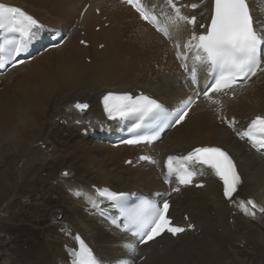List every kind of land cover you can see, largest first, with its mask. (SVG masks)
<instances>
[{"label": "bare ground", "instance_id": "bare-ground-1", "mask_svg": "<svg viewBox=\"0 0 264 264\" xmlns=\"http://www.w3.org/2000/svg\"><path fill=\"white\" fill-rule=\"evenodd\" d=\"M118 1H92L62 46L0 79V264H68L69 253L76 249V234L104 264H130L141 255L146 256L141 264H264V213L257 211L252 218L229 203L211 174L197 175L195 182L204 183L202 189L184 187L170 196L175 223L183 224L182 216L187 215L195 230L174 239L162 236L137 249L139 257L124 247L134 240L95 215L93 207L104 203L96 194L101 187L117 193L161 191L165 157L186 155L199 146H218L228 152L241 177L237 201L252 199L264 207V158L241 140L251 120L264 113V74L234 90L237 96L223 98L220 106L201 99L187 120L150 150L113 148L80 134L102 120L99 99L106 92L142 90L169 108L195 93L182 85L173 47ZM164 1L146 0L161 25L171 29L172 43L184 44L193 32L205 31H199L198 24L210 17L212 0H204L196 12L189 13L197 17L192 32L187 25H170L174 14ZM0 2L23 9L45 25L44 36L69 31L88 3ZM248 3L257 26H264V0ZM95 8L100 17L94 15ZM102 17L109 27L96 33L93 29L104 25ZM121 19L127 20L125 26ZM81 32L86 40L79 38ZM80 40L88 42L87 49L77 46ZM99 44L106 50L98 52ZM141 55L142 64H134ZM133 64L137 70L129 73ZM163 70L169 72L167 76ZM197 70L202 87L204 69L198 65ZM77 102L89 105L86 112L75 111ZM139 153L153 157L155 166L124 167Z\"/></svg>", "mask_w": 264, "mask_h": 264}, {"label": "snow or ice", "instance_id": "snow-or-ice-1", "mask_svg": "<svg viewBox=\"0 0 264 264\" xmlns=\"http://www.w3.org/2000/svg\"><path fill=\"white\" fill-rule=\"evenodd\" d=\"M124 2L134 7L142 20L152 24L157 31L170 38L168 28L161 25L157 15L145 6L143 0H124ZM165 3L175 13V16L170 18L171 20L196 23L195 17L189 19L182 14L178 0H165ZM212 3L210 22L207 25H201L205 31L199 34L193 32L186 43L182 46L177 44L176 55L178 59L183 60L195 49L194 60L196 62L206 63L216 68L215 82L210 88L203 90V95L210 103L221 104L220 100L212 98L211 92L219 93L232 89L238 80H248L251 76H255L256 70L260 69L261 64L264 63V26H257L248 0H212ZM191 7L195 8L197 5L193 4ZM0 30L16 34L14 38L0 41V69H2L9 63L15 67L23 62L17 58L25 53L32 42L45 30V25L21 8L0 2ZM181 67H187V65L182 63ZM189 74L192 83L197 84V67L193 66L189 69ZM194 102L191 97L183 101L182 107L177 112L178 118H175L174 124L169 126L179 125ZM103 103L109 119L113 120L132 116L155 120L167 118L170 115L164 105L143 94L134 97L129 94L108 93L104 95ZM74 107L79 111H84L89 105L77 102ZM140 126L137 124L136 128ZM232 126V123H229V127ZM131 130L135 131V129ZM243 136L247 137L253 147H258V150L264 149V116H257L251 120ZM126 142L133 144L139 141L128 140ZM140 159L152 160L150 156H141ZM167 168L166 183L169 182V177H174L179 185H188L197 175L212 174L222 181L223 196L229 203L236 204L252 218H255L257 211L264 213V207L257 205L252 199L246 202L237 201L236 196L241 185V177L234 158L221 147L199 146L186 155L169 156ZM64 174L67 175V173ZM172 191H179V188H173ZM98 195L115 201L122 199L126 194L100 189ZM248 205H251L250 209ZM122 207L125 209L124 216L127 224L125 230H131L132 235L139 238L138 243H147L165 232L175 236L185 231L182 227L172 225L169 218L170 205L167 199H164L162 203L144 200L135 208H128L126 205ZM76 240L80 244V249L73 253L74 264H101L80 236H77ZM124 247L129 253L135 254L136 247L133 243H126ZM130 264H134V261Z\"/></svg>", "mask_w": 264, "mask_h": 264}, {"label": "rangeland", "instance_id": "rangeland-1", "mask_svg": "<svg viewBox=\"0 0 264 264\" xmlns=\"http://www.w3.org/2000/svg\"><path fill=\"white\" fill-rule=\"evenodd\" d=\"M189 1H190V0H184L182 4H187V5H188V4H191L192 2H191V3H188ZM98 17H100V16H98ZM105 18H106V17H102V18L100 19V21L103 22L104 25H103L102 27H101V26H97V28H100L101 30H99V31H94V32L99 33L100 31L105 30V29H107V28L109 27V25H108L109 23H106V22H105V21H106ZM103 20H104V21H103ZM123 21H124V22H123ZM125 21H127V20L121 19V24L124 25V26L126 25V24H125ZM50 28H53V27H50ZM54 29H55V28H54ZM94 29H95V28H94ZM94 29H93V30H94ZM59 30H60V29H59ZM79 38H82V37H81V34H80V37H79ZM86 38H87V36L83 37L84 40H86ZM75 41H76L75 39L72 40V46H73L74 44H76ZM123 42H125V40H123ZM123 44H127V42H126V43H123ZM99 45H101V46H105V45H103V44H99ZM99 45H97V47H96V50H97L98 52H101V51H105V50H106V47H105V48H104V47H103V48H98ZM77 46H78V47H81V46H79L78 43H77ZM68 47H69V45H68ZM68 47H67V48H68ZM85 49H87V48H85ZM71 52H72V51H71ZM142 56H143V55H141V56L135 58L134 61H133V63L136 64V65H140V64H142V61L139 62V58L142 57ZM135 57H136V56H135ZM37 58H40V56L37 57ZM144 58H145V57H144ZM35 59H36V58H35ZM173 59H174V57H173ZM86 60H89V58L86 59ZM86 60H85V61H86ZM174 60H175V59H174ZM162 61H163L162 64H163V65H166L165 62H166L167 60H164V58H163ZM86 63H88V62H86ZM134 64H133L132 71H129V73H131V72H135V70H137ZM177 67H178V66H177V64H176V68H177ZM162 69H163V67L161 68V70H162ZM163 71H165V72H164V73L162 72V73H163L165 76H167L169 72L166 71V70H163ZM132 78H133V77H131L130 79H132ZM111 81H112L113 83H116L113 79H112ZM174 83L177 85V82H176V81H174ZM184 89H185V86H184ZM161 91H162V90H161ZM118 154L121 156V155H122V152H120V153H118ZM104 155H106V154H104ZM123 155H124V154H123ZM123 155H122V156H123ZM124 167H126V166L124 165ZM127 167H129V166H127ZM42 176H44V175H42ZM257 213H259V212H257Z\"/></svg>", "mask_w": 264, "mask_h": 264}, {"label": "water", "instance_id": "water-1", "mask_svg": "<svg viewBox=\"0 0 264 264\" xmlns=\"http://www.w3.org/2000/svg\"><path fill=\"white\" fill-rule=\"evenodd\" d=\"M75 104V103H74ZM73 108H75V107H73ZM75 111H77V113H79V114H83L86 110H84V111H79V110H77L76 108H75Z\"/></svg>", "mask_w": 264, "mask_h": 264}]
</instances>
